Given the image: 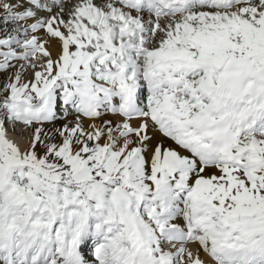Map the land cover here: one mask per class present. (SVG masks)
Returning a JSON list of instances; mask_svg holds the SVG:
<instances>
[{
  "label": "snow or ice",
  "instance_id": "obj_1",
  "mask_svg": "<svg viewBox=\"0 0 264 264\" xmlns=\"http://www.w3.org/2000/svg\"><path fill=\"white\" fill-rule=\"evenodd\" d=\"M0 264H264V0H0Z\"/></svg>",
  "mask_w": 264,
  "mask_h": 264
}]
</instances>
